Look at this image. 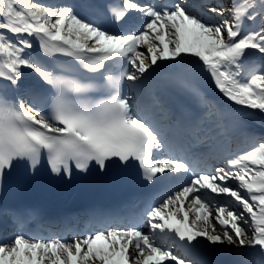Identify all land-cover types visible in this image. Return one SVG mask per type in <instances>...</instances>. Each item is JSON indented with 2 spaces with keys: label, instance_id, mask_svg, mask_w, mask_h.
<instances>
[{
  "label": "snow or ice",
  "instance_id": "snow-or-ice-1",
  "mask_svg": "<svg viewBox=\"0 0 264 264\" xmlns=\"http://www.w3.org/2000/svg\"><path fill=\"white\" fill-rule=\"evenodd\" d=\"M205 12L219 21L205 20ZM33 40L44 57H69L78 67L41 66L27 51ZM250 49L260 54L259 64L248 59ZM117 58L122 70L114 72L106 62ZM158 61L190 65L210 77L223 99L193 93L218 126L257 114L264 122V0H74L58 6L0 0V184L18 167L23 178L46 167L70 181L95 166L99 173L138 169L148 184L160 180L167 188L158 205L131 210L125 227H111L116 217L102 216L98 229L72 241L14 232L0 242V264H194L173 248L216 245L240 248L241 264H264V135L251 136L250 149L212 173L156 156L164 147L161 131L149 115L133 110L122 86ZM25 68L39 78V94L21 88ZM141 222L150 234L140 230Z\"/></svg>",
  "mask_w": 264,
  "mask_h": 264
},
{
  "label": "bare ground",
  "instance_id": "bare-ground-1",
  "mask_svg": "<svg viewBox=\"0 0 264 264\" xmlns=\"http://www.w3.org/2000/svg\"><path fill=\"white\" fill-rule=\"evenodd\" d=\"M224 3L225 4H230V0H224ZM224 15H225V18H230L228 12H225ZM212 18L215 20V22H218L219 19H220L219 17H212ZM27 51L30 53V57L33 58V59H35V51H34V48H32L30 50H27ZM252 53L254 55H249L248 56V59L250 61H255L257 64H259L260 54L258 52H256V50H254ZM158 62H160V63H168L170 61H158ZM31 73H32L31 70L28 71V74H31ZM207 82H208L207 80H199V81H196L195 84H196L197 87L206 88ZM213 87H214V85L212 84L211 85V88H213ZM261 115L262 114H257L256 117L243 118V127H244V131L243 132L244 133H247L248 132L247 128H249V132H248L249 135H253L256 132L262 131L264 129V122H262L261 119H260V116ZM148 233L150 234L149 231H148ZM206 248H208V247H206ZM208 249L213 250L214 247H211V248H208Z\"/></svg>",
  "mask_w": 264,
  "mask_h": 264
},
{
  "label": "rangeland",
  "instance_id": "rangeland-1",
  "mask_svg": "<svg viewBox=\"0 0 264 264\" xmlns=\"http://www.w3.org/2000/svg\"><path fill=\"white\" fill-rule=\"evenodd\" d=\"M215 16V15H214Z\"/></svg>",
  "mask_w": 264,
  "mask_h": 264
}]
</instances>
